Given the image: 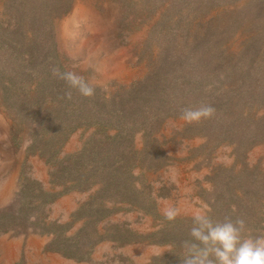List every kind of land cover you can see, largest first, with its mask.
I'll return each instance as SVG.
<instances>
[{
	"label": "rangeland",
	"instance_id": "obj_1",
	"mask_svg": "<svg viewBox=\"0 0 264 264\" xmlns=\"http://www.w3.org/2000/svg\"><path fill=\"white\" fill-rule=\"evenodd\" d=\"M197 212L264 234V0H0V264H182Z\"/></svg>",
	"mask_w": 264,
	"mask_h": 264
},
{
	"label": "clouds",
	"instance_id": "obj_2",
	"mask_svg": "<svg viewBox=\"0 0 264 264\" xmlns=\"http://www.w3.org/2000/svg\"><path fill=\"white\" fill-rule=\"evenodd\" d=\"M51 71L54 77L68 85L70 90L66 92V98L71 99V89L83 97L94 95V87L75 72L61 71L59 67H53ZM215 113L216 109L211 105L186 107L182 109L180 119L188 124L198 123L211 119ZM162 215L173 222L180 213L176 207L167 206L162 209ZM192 221L191 239L182 243V264H264V234L246 235L244 219L225 217L223 221H214L207 212H197Z\"/></svg>",
	"mask_w": 264,
	"mask_h": 264
},
{
	"label": "trees",
	"instance_id": "obj_3",
	"mask_svg": "<svg viewBox=\"0 0 264 264\" xmlns=\"http://www.w3.org/2000/svg\"><path fill=\"white\" fill-rule=\"evenodd\" d=\"M28 64H29L30 70H32L35 67L40 66V62L38 60H36L35 58H31V59L29 58Z\"/></svg>",
	"mask_w": 264,
	"mask_h": 264
}]
</instances>
